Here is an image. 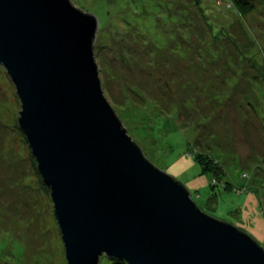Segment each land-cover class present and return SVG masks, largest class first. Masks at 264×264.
<instances>
[{
  "label": "rangeland",
  "instance_id": "rangeland-1",
  "mask_svg": "<svg viewBox=\"0 0 264 264\" xmlns=\"http://www.w3.org/2000/svg\"><path fill=\"white\" fill-rule=\"evenodd\" d=\"M245 2L71 0L97 13L102 92L142 155L199 211L264 246V0ZM19 104L0 66V264H66ZM202 148L221 175L193 159ZM96 264L125 262L101 254Z\"/></svg>",
  "mask_w": 264,
  "mask_h": 264
},
{
  "label": "water",
  "instance_id": "water-1",
  "mask_svg": "<svg viewBox=\"0 0 264 264\" xmlns=\"http://www.w3.org/2000/svg\"><path fill=\"white\" fill-rule=\"evenodd\" d=\"M96 19L71 0H0V66L66 264H264L257 239L199 211L129 138L98 79Z\"/></svg>",
  "mask_w": 264,
  "mask_h": 264
},
{
  "label": "trees",
  "instance_id": "trees-1",
  "mask_svg": "<svg viewBox=\"0 0 264 264\" xmlns=\"http://www.w3.org/2000/svg\"><path fill=\"white\" fill-rule=\"evenodd\" d=\"M246 0H235V2H238V4L240 3H246ZM194 11L191 10L190 13ZM188 13V15L190 14ZM204 23V21L202 20V24ZM155 50H157V47H154ZM95 53V52H94ZM263 115H264V111H263ZM262 121V120H261ZM262 123V122H261ZM264 127V125H262ZM193 159L198 162L201 166V169L206 172L209 173L211 176H219L221 175V173H223V171L221 172V166L219 165V162L212 157L210 154H208L206 151H204V149H200L199 152H194L192 154ZM38 174V173H37ZM243 174V173H242ZM171 177V176H170ZM210 178V177H209ZM41 179V177H40ZM226 183V182H224ZM226 185L228 186V184L226 183Z\"/></svg>",
  "mask_w": 264,
  "mask_h": 264
}]
</instances>
